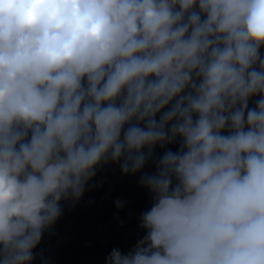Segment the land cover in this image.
Wrapping results in <instances>:
<instances>
[{"label": "clouds", "instance_id": "obj_1", "mask_svg": "<svg viewBox=\"0 0 264 264\" xmlns=\"http://www.w3.org/2000/svg\"><path fill=\"white\" fill-rule=\"evenodd\" d=\"M262 47L264 0H0V264L149 162L144 235L105 264H264Z\"/></svg>", "mask_w": 264, "mask_h": 264}, {"label": "trees", "instance_id": "obj_2", "mask_svg": "<svg viewBox=\"0 0 264 264\" xmlns=\"http://www.w3.org/2000/svg\"><path fill=\"white\" fill-rule=\"evenodd\" d=\"M260 51L264 55V47ZM258 98H252L249 106ZM166 147L175 151L178 145ZM162 152L157 146L155 155ZM153 170L151 162L137 174H122L119 163L100 167L79 201L61 202L62 215L43 234L32 264H105L113 248L129 251L144 235L140 215L151 204V195L140 186L139 178Z\"/></svg>", "mask_w": 264, "mask_h": 264}]
</instances>
